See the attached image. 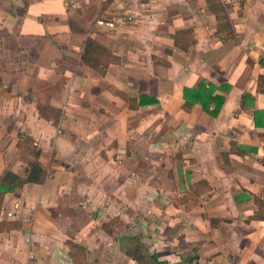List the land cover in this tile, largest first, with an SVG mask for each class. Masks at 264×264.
<instances>
[{
  "label": "crops",
  "instance_id": "1",
  "mask_svg": "<svg viewBox=\"0 0 264 264\" xmlns=\"http://www.w3.org/2000/svg\"><path fill=\"white\" fill-rule=\"evenodd\" d=\"M220 3L229 37L206 0H0V180L26 177L20 135L46 173L4 196L0 221L21 228L0 230V264H75L69 240L86 264H264V0ZM103 16L116 27L97 25ZM182 29L187 50L174 43ZM88 37L119 61L84 64ZM201 80L224 98L216 115L184 108Z\"/></svg>",
  "mask_w": 264,
  "mask_h": 264
},
{
  "label": "trees",
  "instance_id": "2",
  "mask_svg": "<svg viewBox=\"0 0 264 264\" xmlns=\"http://www.w3.org/2000/svg\"><path fill=\"white\" fill-rule=\"evenodd\" d=\"M206 2L208 4L209 10L212 11L216 16L217 33L223 32L227 37L231 36L232 26L230 24L225 6L218 0H206ZM191 34L192 30L190 29L176 31L173 35L175 46L182 50H187L191 44ZM80 59L87 66L100 72H102L103 68L106 67L110 62L119 61V58L113 56L107 48L89 37L84 41V48L80 55ZM260 64L264 67V57L261 58ZM257 86L258 88L264 89V76L258 78ZM214 90L215 86H213L211 83H206L204 80H201L194 88L185 87L183 90L185 100L183 104L184 108L189 110L194 103L198 102L210 114L216 115L222 106L224 98L220 95H213ZM123 97L126 99V101H128L131 108L136 106L134 99L126 97V95H123ZM145 98V95H142L140 97L139 104H143L145 101H153L150 98L145 100ZM211 103H214V107L212 109L209 108ZM37 109L42 117L53 118L55 122H57L62 115L61 110L46 107L40 103H37ZM16 146L22 149L30 158L28 160V171L26 177H21L12 171L4 172L3 177L0 180V212L3 207L4 196L6 193L12 192L15 188L20 187L23 184L42 183L46 179L45 170L39 161L41 150L35 144V141L29 136L20 135ZM223 157L224 161L227 162V154H223ZM261 163L264 165V157L261 159ZM205 185L206 182L204 181L189 185L187 193L179 197L178 201L186 202L191 199H195L198 195V191ZM255 201L258 203L259 209L261 210L262 206L264 205V201L259 200L257 197H255ZM118 224L119 222L117 220H111L109 223H103L102 227L106 232L110 233L112 228ZM19 228H21V223L19 221H0L1 231ZM66 244L70 248L69 255L75 264H86L87 248L71 240L66 241Z\"/></svg>",
  "mask_w": 264,
  "mask_h": 264
},
{
  "label": "built area",
  "instance_id": "3",
  "mask_svg": "<svg viewBox=\"0 0 264 264\" xmlns=\"http://www.w3.org/2000/svg\"><path fill=\"white\" fill-rule=\"evenodd\" d=\"M221 2H223L224 4H226L228 2V0H220ZM96 24L101 26V27H105L108 30H112L116 27V20L114 17H110V16H103L100 17L96 20ZM180 138L183 140H187V136L185 134H181Z\"/></svg>",
  "mask_w": 264,
  "mask_h": 264
},
{
  "label": "water",
  "instance_id": "4",
  "mask_svg": "<svg viewBox=\"0 0 264 264\" xmlns=\"http://www.w3.org/2000/svg\"><path fill=\"white\" fill-rule=\"evenodd\" d=\"M176 176L179 192L183 193L185 191L184 175L182 171V165L180 162L176 164Z\"/></svg>",
  "mask_w": 264,
  "mask_h": 264
}]
</instances>
